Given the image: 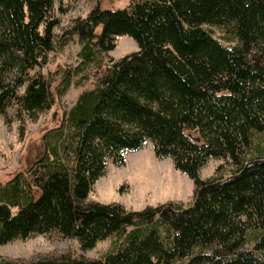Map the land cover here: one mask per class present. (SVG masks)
I'll list each match as a JSON object with an SVG mask.
<instances>
[{
  "label": "trees",
  "instance_id": "16d2710c",
  "mask_svg": "<svg viewBox=\"0 0 264 264\" xmlns=\"http://www.w3.org/2000/svg\"><path fill=\"white\" fill-rule=\"evenodd\" d=\"M90 1L64 39L78 35L74 69L97 63L99 79L45 132L29 168L0 182V244L48 233L83 249L111 237L112 248L99 257L0 255V264H264V0H132L116 9ZM55 10V0H0V116L20 121L21 133L71 81V67L61 89L42 71L57 39ZM119 34L139 48L107 59ZM147 139L194 180L190 206L89 199L108 159L125 163ZM211 157L231 172L221 163L202 178Z\"/></svg>",
  "mask_w": 264,
  "mask_h": 264
},
{
  "label": "rangeland",
  "instance_id": "374dc122",
  "mask_svg": "<svg viewBox=\"0 0 264 264\" xmlns=\"http://www.w3.org/2000/svg\"><path fill=\"white\" fill-rule=\"evenodd\" d=\"M131 1L99 0V3L101 8L116 9L127 7ZM55 6V13L60 17V23L55 28L57 39L42 71L52 78L55 87L59 86L61 89L66 69L71 67V81L65 92L57 96L52 107L45 110L37 121L25 122L23 133L20 132V121L7 125L0 116V182H6L19 171L29 168L42 151L45 132L59 125L64 112L74 105L84 89L95 86L101 73L98 64L94 62L76 72L74 68L81 61L79 51L82 42L78 35L64 39L65 30L74 23V20L88 15L92 2L90 0H55ZM101 28V25L98 26L97 32H100ZM213 28L216 35H223L220 27L213 26ZM138 48V42L133 36L119 34L117 45L110 50V57L107 56V59L111 57L117 59ZM110 61H107V64ZM221 163L224 164L222 172L229 174L231 172L229 163L224 159L211 157L201 168V177L206 178L215 173ZM194 190L195 183L191 176L186 171L175 167L172 156L157 157L153 140L147 139L142 148L126 152L125 163L115 164L109 158L105 173L96 180L88 198L103 202L118 201L135 209H141L147 204L168 201L181 202L184 207H188L193 202ZM18 208L13 209L17 211ZM112 244V238L108 237L99 240L91 248L83 249L75 238L38 233L0 244V255L31 258L40 253H59L69 250L75 254L99 257L110 251Z\"/></svg>",
  "mask_w": 264,
  "mask_h": 264
},
{
  "label": "water",
  "instance_id": "95a60500",
  "mask_svg": "<svg viewBox=\"0 0 264 264\" xmlns=\"http://www.w3.org/2000/svg\"><path fill=\"white\" fill-rule=\"evenodd\" d=\"M189 135L192 137L193 140L195 141H201V137L199 135H193L192 133H189Z\"/></svg>",
  "mask_w": 264,
  "mask_h": 264
}]
</instances>
